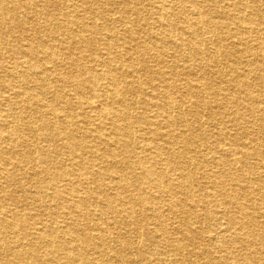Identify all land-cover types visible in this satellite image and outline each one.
Instances as JSON below:
<instances>
[{"label":"bare ground","instance_id":"bare-ground-1","mask_svg":"<svg viewBox=\"0 0 264 264\" xmlns=\"http://www.w3.org/2000/svg\"><path fill=\"white\" fill-rule=\"evenodd\" d=\"M263 9L0 0V264H264Z\"/></svg>","mask_w":264,"mask_h":264},{"label":"rangeland","instance_id":"rangeland-1","mask_svg":"<svg viewBox=\"0 0 264 264\" xmlns=\"http://www.w3.org/2000/svg\"><path fill=\"white\" fill-rule=\"evenodd\" d=\"M60 1H61V0H56V2H60ZM113 8H115V9H113V10H118V8L115 7V6H114ZM158 10H159V9H158ZM158 10H155V12H152V11H149V12H148V16H149V18H151V21H150L151 23L154 22L155 20H159V19L162 18L161 13H160ZM146 11H147V10H146ZM263 12H264V9H263ZM172 21H173V20H172ZM152 26H153V24H152ZM224 40H225V39H224ZM6 60H7V62L9 63V64H8V66H9V65H10V57L6 56ZM4 62H5V61L0 60V69H3V68L5 67L6 62H5V64H4ZM176 113L179 114L180 119H181V118L183 119V115H182V112H181V111L176 110ZM182 119H181V120H182ZM42 225L45 226V225H46V222L43 221ZM177 225H178V223H175L174 226H177ZM11 235L14 237V234H11ZM137 235H138V234L133 233V234L131 235L130 239L133 240V241H135L136 245L139 246V244H142V243H143V239H142V238H138V239H137ZM208 236H209V235H208ZM203 243H205V242H203ZM206 244H207V243H206ZM215 252H216V254H217L218 256L220 255V253H219L217 250H216ZM114 255H115L114 252L109 251V252H108V257H107V258H108V260L111 261L113 264H116L117 261H116ZM96 259L98 260V259H100V257H99V256H96ZM98 263H99V262H98ZM98 263H97V264H98Z\"/></svg>","mask_w":264,"mask_h":264}]
</instances>
